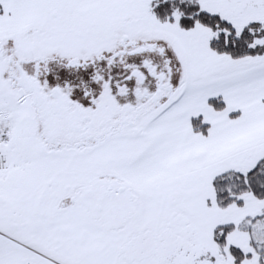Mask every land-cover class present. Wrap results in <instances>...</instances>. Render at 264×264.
Wrapping results in <instances>:
<instances>
[{
  "label": "snow or ice",
  "instance_id": "snow-or-ice-1",
  "mask_svg": "<svg viewBox=\"0 0 264 264\" xmlns=\"http://www.w3.org/2000/svg\"><path fill=\"white\" fill-rule=\"evenodd\" d=\"M0 264H264V0H0Z\"/></svg>",
  "mask_w": 264,
  "mask_h": 264
}]
</instances>
